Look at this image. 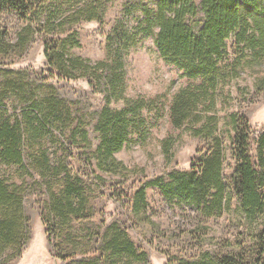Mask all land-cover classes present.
Masks as SVG:
<instances>
[{
    "label": "rangeland",
    "instance_id": "rangeland-1",
    "mask_svg": "<svg viewBox=\"0 0 264 264\" xmlns=\"http://www.w3.org/2000/svg\"><path fill=\"white\" fill-rule=\"evenodd\" d=\"M135 1H108L102 19H83L55 32L43 30L39 21L23 19L14 10L0 12V43L10 41L13 49L20 48L15 44L30 28L23 51L0 52V125L4 121L15 125L19 120L25 130L21 146L24 166L7 162L0 154V180L20 188L29 219L28 240L21 248L10 247L0 253V264H86L95 260L99 264H173L201 258L205 253L228 255L246 236L235 196L230 211L221 215L195 210L177 198L169 199L158 186L146 189L144 201L136 194L150 181L164 177L166 182L171 172L200 166L201 158L216 148V140L222 142L223 175L230 181L237 166L233 116L259 134L264 130V56H253L243 44H237L233 34L218 69L208 79H190L163 60L154 36L139 34L124 53L125 96L141 98L146 104L142 110L145 139L139 132L131 134L133 142L116 153L126 169L116 174L99 165L102 137L96 125L105 107L119 110L125 102L121 99L108 104L92 77H59L48 64L46 43L70 35L80 42L69 48L71 55L93 64L112 61L115 47L110 38L117 24L127 22L139 31L140 13L130 17L126 13L127 5ZM61 3L63 10L71 8L68 0ZM45 21L42 18V23ZM10 69L22 73H8ZM9 80L17 82L13 83L14 90L4 91V83ZM18 84H23L20 91ZM184 88L201 94L197 112L204 118L178 128L173 123L172 108ZM34 100L48 124L37 138L22 114ZM250 155L258 166L253 137ZM69 183L82 188L86 207L80 215L68 219L63 229L55 230L63 220L50 214V205L64 198ZM113 224L147 253L148 263L126 257L117 260L106 250L107 233Z\"/></svg>",
    "mask_w": 264,
    "mask_h": 264
},
{
    "label": "trees",
    "instance_id": "trees-1",
    "mask_svg": "<svg viewBox=\"0 0 264 264\" xmlns=\"http://www.w3.org/2000/svg\"><path fill=\"white\" fill-rule=\"evenodd\" d=\"M68 1L71 8L67 11L61 8V0H0V12L14 10L23 19L39 21L43 30L55 32L83 19H102L105 4L111 0ZM136 12L140 13L137 17L139 31L127 22H119L112 32L110 39L115 47L112 61L93 64L90 60L71 55L69 48L80 44L74 35L52 40L45 46L48 64L58 72L59 77H92L105 93L108 104L121 99L125 102V107L119 110L105 107L96 125L102 137L99 165L113 174L126 169L116 153L133 142L131 134L139 132L141 138L145 134L142 131L144 100L125 96L124 53L136 43L139 34L154 36V43L163 60L183 71L182 77L190 79H208L218 69L220 61L227 55V40L233 34L237 44H243L253 56H264V0H201L199 3L196 0H136L127 5L126 13L130 17ZM42 18H45V23H42ZM29 37L30 28L26 36H19L15 45L20 48L13 49L12 42L3 41L0 52L7 54L12 49L23 51ZM7 72L22 73L16 69ZM13 83L17 82H5L4 91L14 90ZM18 85V90H22L23 84ZM201 100V94L189 88H184L176 96L172 108L175 127L203 120L202 114L197 112ZM22 112L27 127L35 129L33 137H40L48 124L36 100L27 104ZM232 119L236 130L237 166L230 181H226L223 175L225 151L221 147L222 142L216 140V148L201 158L200 166H194L190 171L171 172L169 181L165 182L164 177L157 178L137 191L138 198L144 201L146 189L158 186L169 199L177 198L180 203L195 210L221 215L230 211L233 197L237 198L239 219L246 233L243 241L236 245L237 250L221 257L205 253L201 258L181 259L173 264H264V130L259 134L246 122L240 124L236 115ZM22 125L19 120L15 125L8 121L0 125V154L3 160L24 166L21 146L25 130ZM83 135L86 136L87 132ZM251 137L258 147V166L252 162L250 155ZM169 149L170 142L167 145ZM81 189L77 184L69 183L64 198L51 203L50 214L63 220L61 227L56 226L55 230L63 229L68 219L84 211L86 200ZM19 190L17 185L11 186L0 180V253L10 247L21 248L29 238V219ZM109 230L106 250L112 252L115 259L126 257L132 262L148 263L147 253L140 251L125 231L116 224L111 225ZM86 264L99 263L95 260Z\"/></svg>",
    "mask_w": 264,
    "mask_h": 264
}]
</instances>
